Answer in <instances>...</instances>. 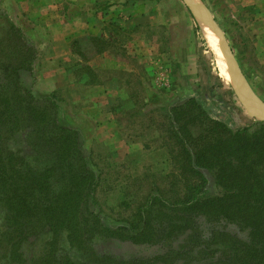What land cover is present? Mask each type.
<instances>
[{"label": "trees", "instance_id": "1", "mask_svg": "<svg viewBox=\"0 0 264 264\" xmlns=\"http://www.w3.org/2000/svg\"><path fill=\"white\" fill-rule=\"evenodd\" d=\"M4 33L12 55L0 62L1 242L14 258L22 260L25 242L46 236L41 264H85L57 255L60 237L94 264H264V121L234 129L195 96L173 107L167 132L177 141V170L167 176L170 184L151 190L133 220L112 229L92 209L99 175L78 131L58 123L54 95L36 97L23 85L36 50L13 22ZM21 132L29 156L12 143ZM171 185H180L174 199L163 192ZM112 237L159 251L123 260L96 255L92 243Z\"/></svg>", "mask_w": 264, "mask_h": 264}, {"label": "rangeland", "instance_id": "2", "mask_svg": "<svg viewBox=\"0 0 264 264\" xmlns=\"http://www.w3.org/2000/svg\"><path fill=\"white\" fill-rule=\"evenodd\" d=\"M131 1L133 3L130 9L136 19L131 27H135L127 29L122 35L123 41L127 39L133 45L128 50L118 48L115 57L120 62H131L135 73L128 75L127 93H119L114 103L106 106L117 115L116 122L120 127L116 130V138L108 139L106 130L97 129L93 136L91 131L88 134L83 128L75 127L79 120L72 114L71 108L76 107L73 99H69V93L62 91L54 96L58 105V123L78 131L88 166L99 175L96 202L92 209L100 215L102 223L112 229L123 225L126 220H133L137 207L151 190L158 192V188H164L168 182L170 184L167 176L177 170L171 161L177 151L172 144L177 141L167 132L171 127L169 112L173 107L195 96L209 109L210 115L221 118L230 125L233 120L231 126L235 128L238 126L236 120L243 113L248 115L251 126H258L261 121L250 116L235 84L215 64V55L202 33V23L183 0ZM200 1L209 8L223 30L249 85L264 101V0ZM4 3V0H0V62L8 63L6 55H12L8 47V35L4 33L10 21L22 30L36 50L33 70L22 73L23 85L30 88L43 69L55 65L50 63L49 57L55 55L56 50L49 44L41 49L40 34L34 35L35 38L27 34L22 24L9 16ZM114 4H118L115 6L117 10L124 2ZM105 6L113 5L107 3ZM105 6L102 5L101 8L106 9ZM107 44L108 42L105 45ZM97 45L102 44L93 39L76 41L73 44L72 61L67 63L78 66V56L86 59L94 56ZM125 53H128V59ZM62 59L57 60L62 62ZM76 69L79 70L80 67ZM3 75L0 67V79ZM228 89L231 100L229 93H224ZM76 91L81 96L77 103H85V91L79 87ZM68 115L73 119H67ZM25 137L24 132H21L12 143L15 147H21L25 155L29 156L31 149ZM168 188L172 190L167 192L163 189L165 196L174 199L180 185ZM207 190L215 192L212 185ZM5 230V211L0 205V264L44 262L46 236L34 242H25L22 246L24 256L19 261L12 256L10 244L1 242ZM59 242V257L94 264L87 256L69 247L64 237H60ZM92 246L96 255H114L120 260L135 255L149 256L159 251L156 245L135 244L114 237L108 240L97 238Z\"/></svg>", "mask_w": 264, "mask_h": 264}, {"label": "crops", "instance_id": "3", "mask_svg": "<svg viewBox=\"0 0 264 264\" xmlns=\"http://www.w3.org/2000/svg\"><path fill=\"white\" fill-rule=\"evenodd\" d=\"M120 1L124 4L115 10L118 4L114 2ZM4 2L3 6L7 8L9 16L22 24L27 34L32 37L40 34L41 49L45 44H49L56 50L55 55L49 57L50 63L55 65L43 69L32 87L30 86L34 95L46 97L58 96L62 91L69 93V99H73L76 107L71 108L72 114L79 120L75 127L83 128L88 134H91V131L93 136L97 129L106 130L108 139L116 138V130L120 127L116 122L117 115L106 106L114 103L119 93H127L128 75L132 76L135 73V67L131 62H120L115 57L118 48L128 50L133 45L129 44L127 39L123 41L122 35L127 29L135 27H131L136 22L130 9L133 2L131 0H4ZM107 3L113 6H105ZM102 5L106 9L101 8ZM89 39H95L102 44L97 45L95 55L88 59L79 55L76 67L68 64L74 55L73 44L78 40L86 42ZM104 42L108 44L105 45ZM125 56L128 59V53H125ZM60 58H63L62 62L57 60ZM79 67V70L76 69ZM77 87L85 91L86 102L81 105L77 103L81 97L76 91ZM224 93H230L229 89ZM247 116L243 113L241 118L236 120L238 123L236 128L231 126L233 120L231 125L229 122L228 124L234 129H242L251 122ZM67 119L73 118L68 115Z\"/></svg>", "mask_w": 264, "mask_h": 264}, {"label": "water", "instance_id": "4", "mask_svg": "<svg viewBox=\"0 0 264 264\" xmlns=\"http://www.w3.org/2000/svg\"><path fill=\"white\" fill-rule=\"evenodd\" d=\"M183 1L190 9V11H192L194 16L202 17L203 19H205V21H207L208 25L212 28L220 45L221 51L224 55V59L238 87L242 90L243 94L252 103V105L262 113V116L261 117L257 116L253 111L247 108L246 109L252 116H255L256 119L264 121V101L254 92V90L249 85L246 77L244 76L242 70L240 69L232 53V49L228 43V40L223 30L214 19L209 8L206 5H204L200 0H183Z\"/></svg>", "mask_w": 264, "mask_h": 264}, {"label": "bare ground", "instance_id": "5", "mask_svg": "<svg viewBox=\"0 0 264 264\" xmlns=\"http://www.w3.org/2000/svg\"><path fill=\"white\" fill-rule=\"evenodd\" d=\"M197 18L202 23V33L205 37V40L207 41V44L212 49V51L215 55V61H216L218 68L223 73V75H225L227 78L231 79V81L235 84V88L238 91V94L240 95L242 100L244 101V104L246 105V107L248 109H250L251 111H253L257 116L261 117L262 113L259 110H257L252 105V103L247 99V97L243 94L242 90L238 87L235 79L233 78L232 73H231L230 69L228 68V65L224 59V55L221 51L220 45L218 43V40H217L212 28L208 25V23H207V21H205V19H203L202 17H197Z\"/></svg>", "mask_w": 264, "mask_h": 264}]
</instances>
